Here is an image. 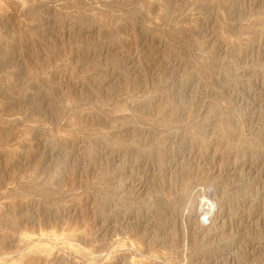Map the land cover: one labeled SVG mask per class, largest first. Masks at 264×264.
<instances>
[{"label": "rangeland", "instance_id": "1", "mask_svg": "<svg viewBox=\"0 0 264 264\" xmlns=\"http://www.w3.org/2000/svg\"><path fill=\"white\" fill-rule=\"evenodd\" d=\"M0 264H264V0H0Z\"/></svg>", "mask_w": 264, "mask_h": 264}]
</instances>
